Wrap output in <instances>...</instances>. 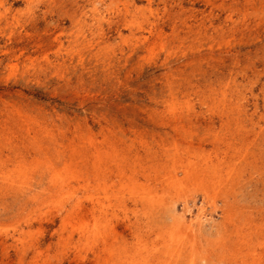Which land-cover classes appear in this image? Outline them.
<instances>
[{"label":"bare ground","instance_id":"bare-ground-1","mask_svg":"<svg viewBox=\"0 0 264 264\" xmlns=\"http://www.w3.org/2000/svg\"><path fill=\"white\" fill-rule=\"evenodd\" d=\"M0 264H264V0H0Z\"/></svg>","mask_w":264,"mask_h":264}]
</instances>
